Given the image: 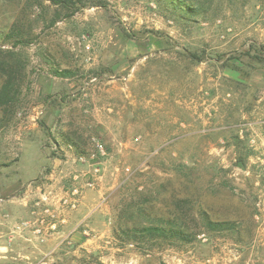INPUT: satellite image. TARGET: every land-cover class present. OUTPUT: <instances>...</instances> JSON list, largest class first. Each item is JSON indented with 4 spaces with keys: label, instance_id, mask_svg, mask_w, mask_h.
I'll use <instances>...</instances> for the list:
<instances>
[{
    "label": "rangeland",
    "instance_id": "374dc122",
    "mask_svg": "<svg viewBox=\"0 0 264 264\" xmlns=\"http://www.w3.org/2000/svg\"><path fill=\"white\" fill-rule=\"evenodd\" d=\"M83 1L0 0V264H264V0Z\"/></svg>",
    "mask_w": 264,
    "mask_h": 264
},
{
    "label": "trees",
    "instance_id": "16d2710c",
    "mask_svg": "<svg viewBox=\"0 0 264 264\" xmlns=\"http://www.w3.org/2000/svg\"><path fill=\"white\" fill-rule=\"evenodd\" d=\"M36 2H44V1H49L51 5H54L56 9H54V14L52 19L50 20L51 25H54L57 21L61 20L64 17H71L74 15L77 11L81 10L84 1L83 0H33ZM189 7L191 6L188 4ZM23 28L17 23H15L11 28H9V31L5 33V38L12 39L15 38L16 43H21L24 41V35H23ZM2 51V50H0ZM6 66L0 62V69L2 70V73L5 72ZM57 75L60 76H65L69 75L70 71L67 69L65 70H56L55 72ZM11 76L9 74V78L4 81L2 88L0 89V104H10L11 102H14V94H17L18 91H16V84L14 82L15 77ZM208 224L214 228H221V226L224 224H228L227 222L223 221H213L209 220ZM160 230L163 228L159 227H154V228H149V230ZM185 231L182 228H178L175 232L176 235L181 236L184 240H189L187 239V236L184 234Z\"/></svg>",
    "mask_w": 264,
    "mask_h": 264
}]
</instances>
